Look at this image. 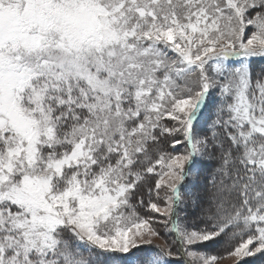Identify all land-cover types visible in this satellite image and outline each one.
<instances>
[{
    "label": "snow or ice",
    "instance_id": "obj_1",
    "mask_svg": "<svg viewBox=\"0 0 264 264\" xmlns=\"http://www.w3.org/2000/svg\"><path fill=\"white\" fill-rule=\"evenodd\" d=\"M0 264H264V0H0Z\"/></svg>",
    "mask_w": 264,
    "mask_h": 264
}]
</instances>
